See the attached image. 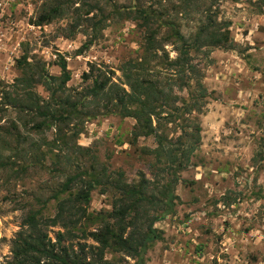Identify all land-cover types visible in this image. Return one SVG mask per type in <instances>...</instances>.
Instances as JSON below:
<instances>
[{"label":"rangeland","instance_id":"374dc122","mask_svg":"<svg viewBox=\"0 0 264 264\" xmlns=\"http://www.w3.org/2000/svg\"><path fill=\"white\" fill-rule=\"evenodd\" d=\"M44 1L0 0V83H12L19 75L17 60L26 49L38 56L36 61H45L51 74L59 75L54 62L60 53L67 59L72 75L67 93L80 99V94L105 72L113 81L124 84L121 66L142 57L149 30L160 29L157 42L162 49L151 64L152 73L171 96L173 111L162 109L164 119L158 121L159 132L176 142L182 135L181 127H188L189 133L195 125L201 127L200 142L191 153L183 152L191 149V137L182 138L187 148L176 142V149H180L177 154L185 163L178 171L176 205L173 213L155 224L161 238L150 246L146 264H264V0H98L106 13H114L98 34L93 33V24L83 15L79 18L71 14L42 27L33 25ZM92 1L95 3L89 0ZM209 7L217 27L229 34L233 48L193 51L191 63L198 75L191 87L185 88L187 78L179 79L177 72L161 63L167 56L168 62L178 57L179 44L166 40L172 28H159L156 22L150 28L144 27L136 11H155L190 38L207 23L205 10ZM72 30L77 31L75 36L66 38ZM93 37V44L77 55L78 49ZM84 73L92 74V78L84 80ZM197 82L205 89L206 97L200 101V109L188 113L183 109L184 100L192 94L199 96ZM38 91L46 97L42 87ZM88 105L84 115L65 128L68 142L61 151L66 160L61 170H57L52 158L47 160L44 171L32 170L24 181L0 174V264L12 257V241L24 230L28 203L50 198L53 189L59 188L68 176L96 165L97 172L102 167L113 174L123 172L125 181L132 185L143 176L154 181V171L164 167L155 155L144 152L157 148L154 137H141L137 144H130L134 118L105 115L103 102ZM176 108L178 111H174ZM13 123L19 127L21 137L33 142L53 137L54 130L38 134L30 130V116L9 109L0 119V127L11 128ZM74 124L82 129L78 138L72 137ZM163 178L158 189L167 181V177ZM158 191L155 190L157 196ZM91 198L90 212L112 211L115 195L105 187L95 189ZM47 212L54 215L53 202ZM63 230L59 226L47 229L52 242ZM78 243L96 244L91 239L75 238L65 245L78 252ZM105 260L109 264L134 263L124 253H107Z\"/></svg>","mask_w":264,"mask_h":264},{"label":"trees","instance_id":"16d2710c","mask_svg":"<svg viewBox=\"0 0 264 264\" xmlns=\"http://www.w3.org/2000/svg\"><path fill=\"white\" fill-rule=\"evenodd\" d=\"M94 1L95 3L89 0H45L41 13L32 24L42 27L71 14L79 18L83 15L93 24V33L98 34L107 26L114 13H106L101 1ZM79 2L82 4L75 6ZM73 7L75 8L72 9ZM205 12L207 23H203L192 37L186 38L179 29H175L173 21L163 19L161 15L157 16L155 11H136L137 16L143 20L144 27L150 28L156 22L159 23V28H172L171 35L166 40L179 44L178 57L168 62L167 56L161 63L177 72L179 79L184 76L187 78L188 85H185V88L191 87V82L198 75V70L191 63L193 51H200L205 47L233 48L229 34L222 32L212 18L211 8ZM127 14H131L130 11H127ZM149 31L151 34L146 37L142 57L130 59L121 66L126 80L124 84L113 81L105 72L98 75L93 84L80 94V99H73L72 95L67 93V84L72 76L67 59L57 53L54 65L59 67L60 74L53 75L49 72L47 63L36 61L38 56L31 55L29 49L24 50L17 60L19 75L12 83H0V119L4 118L9 109H14L21 115L31 117L33 125L30 130L41 135L54 130L51 139L36 143L33 142L34 139L21 137L19 127L14 123L11 128L0 127V174H4L7 179L24 181L30 177L32 170L44 171L47 160L52 158L57 170H61L66 162L61 151L68 142L65 128L69 129L75 119L81 118L83 109L87 108L88 104L99 106L102 102L105 103V115L117 114L135 119L130 144H137L141 137H154L157 148L144 152L146 155H155L157 162L164 164V167H158L159 169L154 171V181L143 176L137 184L132 185L125 181L123 172L113 174L107 167H102V170L97 172L96 165L92 169H84L68 176L59 188L53 189L50 198L41 197L28 203V212L23 221L24 230L13 239L12 257L5 264H101V261L109 264L105 260L107 253H124L134 260L133 264H146L145 256L150 246L161 238L155 224L173 213L176 205L178 171L182 170L185 164L179 157L182 155L177 154L179 148L176 149V142H181L184 149L187 147L182 138L191 137L194 141L191 149L183 151L189 154L200 142L201 133V127L197 123L191 133L188 132V127H181L182 135L176 142L169 139L163 131L159 132L161 124L158 121L164 119L161 116L162 109L173 111V108L169 103L171 96L165 92V86H161L157 75L152 73L151 64L159 58L158 51L162 49V44L157 42L160 29ZM76 33V30H72L66 38L73 37ZM94 40L95 38L85 42L78 49L77 55H82ZM187 71L189 75H186ZM91 76L90 73L83 74L86 81L92 78ZM196 84L199 96L192 94L191 98L184 100L183 109L188 113L197 107L200 109V101L206 97L202 85L199 82ZM39 87L43 88L46 97L39 93ZM178 114L175 115V120L179 119ZM85 115L89 116L86 113ZM24 125L28 126L26 123ZM78 126H72L76 128L75 133H72L73 138L82 134V129ZM163 177H167V181L158 189ZM99 186L105 187V190L115 195L112 211H89L92 192ZM155 190H159V196L155 194ZM51 202L55 210L53 216L47 212ZM51 226L65 229L57 233L55 242H52L47 232ZM93 227L94 230H91ZM129 228L130 232L127 233ZM75 238L91 239L96 244L78 243L79 249L76 252L71 245H65V242Z\"/></svg>","mask_w":264,"mask_h":264}]
</instances>
